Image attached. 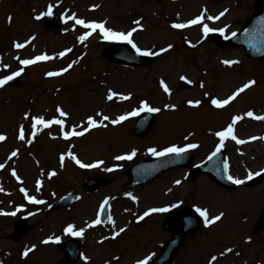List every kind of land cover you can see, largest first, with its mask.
<instances>
[{
    "label": "rangeland",
    "instance_id": "374dc122",
    "mask_svg": "<svg viewBox=\"0 0 264 264\" xmlns=\"http://www.w3.org/2000/svg\"><path fill=\"white\" fill-rule=\"evenodd\" d=\"M257 1L0 0V79L23 69L19 87L0 89V135L7 137L0 142V164L5 165L0 170V187L3 188L0 212H10L20 206L17 218L0 219V245H8L7 251L20 249L25 243L41 246L42 241L53 237L52 234L66 240L69 236L65 235L64 229L72 224L76 230L86 229L80 237L83 252L94 258L87 264L104 263L116 253L120 257L125 254V260L132 264L149 256L153 258L172 235L163 228L167 212L153 213L137 222L138 217L152 208L172 209L175 208L173 205H178L193 210L197 207L207 209L210 217L224 215L211 227H206L203 222L199 232L187 239L174 264H210L213 256L217 257L214 264H264V231H254L264 206V180L254 188L226 190L207 176L192 177L190 167L165 173L131 191L125 190L129 181L125 171L134 163L151 157L148 151L151 147L162 151L173 145L185 147L196 143L199 147L192 149L196 153V166L204 163L216 150L220 140L215 133L226 130L229 120L236 116L251 120L246 116L249 111L264 116V61L253 62L242 49L220 50L210 35L204 36L202 25L185 29L171 27L173 23H186L207 9L204 23L217 32L225 29L224 35L229 37L245 25ZM49 5L63 25L62 32L57 35L45 29L46 16L42 14ZM220 13L225 14L219 20L206 18ZM36 16L42 18L37 20ZM72 16L85 22L105 23L107 28L118 32L127 33L137 28L132 39L142 50L156 53L169 45L171 48L153 55L155 60L144 68L116 65L103 54L117 41L105 40L97 30L81 42L79 37L91 29H85L71 19L65 23V19ZM136 20L141 21L140 26L134 23ZM16 43L26 46L17 49ZM60 53L66 54L60 56ZM40 55L53 59L34 66L22 65L16 59ZM225 60L239 63L228 66L222 63ZM65 68L69 71L61 76L47 75ZM182 76L192 81L190 89L180 88ZM161 80L169 86L170 96L161 88ZM250 80H255L256 84L225 109L217 110L211 105L212 98L226 99ZM110 90L118 94L112 101L107 100ZM121 95H130L131 99L121 100ZM144 101L161 111L153 130L141 141L132 134L137 116L129 114L139 109ZM189 101H200L201 104L193 108ZM58 108L68 114L66 119L59 116ZM97 113L110 120L122 115H129V118L120 124L104 121L107 127L92 129L83 138L70 142L62 140L58 125L38 129L35 138L32 136L33 117L65 119V129L70 131L73 127L84 130L89 117L100 119ZM26 114L29 119L24 118ZM257 122L254 126L248 122L239 123L237 136L248 140L263 132L264 123ZM21 126L25 132L24 141L18 138ZM223 148L232 177L246 181L249 172L255 174L264 170L262 140L243 148L227 139ZM133 150L137 154L132 160H125L127 163L115 160L116 156L130 154ZM13 151L18 155L9 159ZM69 152L83 163L101 160L104 163L95 171L82 172L75 169V162L68 158ZM61 155L65 156L63 166ZM108 168L116 170L109 172L106 171ZM13 170L19 180L12 176ZM52 171L57 175L49 178ZM90 177L106 178L110 183L97 192L83 194L84 181ZM178 180L181 181L179 185L176 184ZM21 188L28 191V196L46 203L28 206ZM73 191L82 194V200L72 208L52 212L55 201ZM129 194L137 198L136 202H132ZM106 199L111 200L115 226L110 223L88 228V224L98 218V209ZM22 216L28 217V223L36 232L26 236L18 246L7 238L13 232V223ZM121 228L125 231L112 239ZM105 237L106 242L101 243ZM249 238L251 242H248ZM228 248L233 252L228 253ZM57 256L59 258L60 252L50 244L35 251L30 262L52 264L50 261ZM18 261L15 257L14 264ZM117 264L123 262L119 259Z\"/></svg>",
    "mask_w": 264,
    "mask_h": 264
},
{
    "label": "snow or ice",
    "instance_id": "6c2138e0",
    "mask_svg": "<svg viewBox=\"0 0 264 264\" xmlns=\"http://www.w3.org/2000/svg\"><path fill=\"white\" fill-rule=\"evenodd\" d=\"M206 13H207V9H204L200 16H198V17H196V18H194V19H192V20H190V21H188L186 23H173L171 25V27L173 29H185V28H189V27H192V26H196V25H202L203 34H204L205 37H207L210 33H212L215 30L204 23ZM52 14H53V9H52V6L49 5L48 10L45 13H43L42 15L43 16H51ZM224 14L225 13H220L216 17H213L211 15H207L206 18L208 20H219L221 18V16H223ZM35 18L37 20H39L42 17L41 16H36ZM69 19L74 20L77 25H81L85 29H91L90 32H87L85 35H82V36L79 37V40L81 42L87 40L88 37L93 32H95L96 30H99V32L102 34V36H103V38L105 40L125 42V43L131 45L132 48L135 49L137 55H140V56L160 55L161 52H167L171 48V45H169L168 48H164V49L161 50V52H156V53H154V52H152L150 50H142V49H140L134 43V41L132 39L133 33L137 31V28H133L131 31H129L127 33H124V32H118V31H114V30H112L110 28H107L105 26V23L85 22L82 19H77L75 16L67 17L65 19V23H67ZM9 23H11V17H9ZM134 23L136 25H138V26L141 25V21L140 20H136V21H134ZM140 30H142V27L140 28ZM219 32H220V34L222 36H224L225 39H229L230 38V37L224 35L225 29H220ZM231 35H232V37H235L236 33L233 32ZM32 39L34 40L35 37L33 36ZM30 42L31 41H29V43ZM25 46L26 45L22 44V43H16L15 44V47L17 49H22ZM191 46L195 47V45H191ZM68 51H71V49H69ZM65 54L66 53H60L59 55L63 56ZM16 59L19 60L20 64L25 65V66H29V65H33V64H36L38 62H41V61L51 60V59H53V57L48 56V55H40V56H36L34 59L20 60L19 57H17ZM222 63H224L225 65L231 66V65L238 64L239 61H237V60H225V61H222ZM70 67H71V65H69V68ZM69 68H65V69H63L62 71H59V72H55V71L48 72L47 75L49 77L61 76L64 73L68 72ZM22 72H23V69H20L19 71H16V72H14V73H12L10 75H6L2 79H0V89L4 88L10 81H12V80L16 79L17 77L21 76ZM180 79L186 81L189 84L192 83V81L188 80L187 77L182 76ZM255 84H256L255 80H250L249 82L245 83L242 87L238 88L227 99L212 98L210 100V103H211L212 106H214L217 109H223L227 105H229L232 101L236 100V98L239 97L242 93H244L247 89L253 87ZM160 85H161V88L163 89V91L170 96L171 95V91H170L169 86L167 85V83H165L163 80H161L160 81ZM200 87L201 88L204 87L203 83H201ZM117 95L118 94L116 92L110 90L108 92V94H107V100L112 101L114 99V97H116ZM205 95H207V94H205ZM119 98L121 100H129V99H131V96L130 95H121V96H119ZM188 103L193 108H198L200 106V104H201L200 101H195V102L189 101ZM159 111H161V109L151 107L148 104L147 101H144V102H142L141 107L139 109L134 110L129 115L130 116H138V115H140L141 112L156 113V112H159ZM57 112L59 113L60 117H63L65 119L67 118L68 114L63 109L58 108ZM129 115H122V116L118 117L115 120H110V118L108 116L103 115L102 113H97L96 116L99 117L100 119L98 120V119H96L94 117H89L87 119V121H86V125L87 126L84 127V130H82V131H77L75 127H73L70 131H63L65 129V127H66L65 119L45 120L43 117H33L32 118L31 127H32V129L34 131L32 132V136H33V138H35V136L37 134L36 130H38V129L42 130V129L50 128L52 125H58L60 127V129L63 131V139L70 140L72 137H82V136H84L86 134L87 131H90L92 129L101 128V127H107V124H105L104 121H108L111 124H120L123 121L127 120L129 118ZM246 116L249 117V118H252L254 120L264 121V116L255 115L252 111L247 112ZM24 118L25 119H29V115L26 114ZM242 119H244V116H236L232 120L231 124L227 127L226 130L215 133V135H217L219 137L220 144L218 145L216 150L212 153V155L209 156L210 160L221 151V149L224 147L225 140H227L229 138L234 140L237 144L246 143L245 140L238 139L237 136L235 135V126H236L237 122H239ZM18 138L21 141L25 140V132H24L23 126L20 127ZM6 139H7L6 136L0 135V142L5 141ZM186 139H187V137H186ZM252 139H256V138L254 137ZM260 139H264V137H261ZM29 143H31V141H29ZM198 147H199V145L196 144V143H189L185 147H179V146L173 145V146H170V147H167V148L163 149L162 151H158L155 147H153V148L148 149V151H149V153L152 156H156V157H164V156H168V155H171V154H175V155L179 156V155H181V154H183V153H185V152H187V151H189L191 149H196ZM136 154H137L136 151L133 150L130 154L116 156L115 160H117V161H125V160L130 161L136 156ZM17 155H18V153L16 151H13L11 153V156L9 157V159H11L12 157H15ZM68 158L73 160L82 169L98 168L104 163V161L101 160V161H98L96 163L86 164V163L81 162V160L77 156L73 155L71 152L68 153ZM64 161H65V156L61 155V157H60L61 166H63ZM4 167H5L4 164H0V170H2ZM223 167H224V170L227 172L228 167H229L228 164L225 163ZM114 170H116V169H114V168L106 169V171H109V172L114 171ZM11 174H12V176L16 177L17 180L20 179L17 176L15 170H13ZM261 174H262L261 172H256L255 174L249 172L247 179L251 180V179H253V175L260 176ZM56 175H57V173L55 171H52L49 174V178L54 177ZM227 178L234 185H243L246 182L245 180L234 178L231 175H228ZM180 183H181V181H179V180L176 181L177 185H179ZM38 190H39V185H38ZM0 191H3L2 187H0ZM20 191L25 193V196L28 199V202L30 204L40 205V204H45L46 203V201H44V200H40V199H36L35 197L28 196L27 192L23 188H21ZM129 196L133 200L137 199L136 197L131 196V194H129ZM107 204H108V200L106 199L104 201V203L100 207V210H99L100 211V215H103V213L105 211V205H107ZM177 206L178 205H173V207H177ZM19 210L20 209H18V211ZM170 210L171 209L169 207L152 208L149 211H146L143 215L139 216L137 222L144 220L145 217L150 216L153 213H166V212H169ZM195 211L199 214L200 217L203 218V222H204V225L206 227H211L212 225L216 224L217 222H219L223 218V215H224L223 213H220L219 215H216L214 217H210L208 210L207 209H202L200 207H197L195 209ZM0 215H12V216H15L16 212H11V213L0 212ZM108 220H109L110 223L113 224V226H115V221L113 220L111 215L108 216ZM101 223H102V221H101V219L98 216V218L96 220H94L92 223L88 224V228L96 227V226L100 225ZM85 231H86V229H84V228L76 230V226L72 225V224H69L64 229L65 235L81 237V238L83 237ZM124 231H125V229H123V228L119 229V231H116L115 234L111 238L112 239H116ZM105 239H107V237H105ZM60 242L61 241H60L59 237H49L48 239H45L44 241H42V243H44V244H49V243L59 244ZM102 242L103 241H101V243ZM248 242H251L250 238H249ZM32 251H34V246L32 248L26 249L24 251V253H23V256L27 257L29 255V253L32 252ZM227 252L231 253V252H233V249L232 248H228ZM238 254L239 253H237V255ZM151 258L152 257L149 256L146 259L139 260L137 262V264H148V262H149V260H151ZM83 259L85 260V264H87L88 257L85 256V257H83ZM115 259H119V258L116 257ZM216 260H217V257L213 256L211 258L210 264H214V262Z\"/></svg>",
    "mask_w": 264,
    "mask_h": 264
},
{
    "label": "water",
    "instance_id": "95a60500",
    "mask_svg": "<svg viewBox=\"0 0 264 264\" xmlns=\"http://www.w3.org/2000/svg\"><path fill=\"white\" fill-rule=\"evenodd\" d=\"M47 28L50 31L58 32L59 26L55 23V20L50 18L47 23ZM215 43L221 48L234 47L244 48L247 55L250 58L261 60L264 59V0H260L257 3V8L252 15L251 19L245 26L244 30L238 34L234 39L222 40L219 37L214 36ZM105 56L112 62L127 64L133 66H145L152 61L151 58L139 57L125 44L115 45L110 47ZM155 115L148 116L139 122L138 127L135 129L134 134L143 138L146 136L155 123ZM193 159V153H188L174 158H162L155 161H146L140 166L132 169L128 172L130 176V184L128 189L135 187L136 185L146 183L156 178L161 173L178 166L188 167L191 165ZM174 160V161H173ZM224 162L221 154L214 156L207 165L198 168L193 174L197 177L202 174H207L213 181L219 183L225 188H232L225 182V170ZM142 175V177H141ZM141 177V178H140ZM140 178V180H139ZM259 181H255L252 185L257 184ZM106 181L95 180L86 183V191L99 189L101 186L106 185ZM79 197L77 195H71L66 198L61 204L57 206V210L72 204L77 201ZM107 208L104 212L103 222L107 221ZM200 221L198 217L189 210H178L172 212L165 222V228L174 234V239L165 247L160 257L152 264H170L173 260L174 255L177 253L179 248L183 245L185 239L189 235H193L199 229ZM258 231L264 229V214L261 218V222L258 226ZM27 232L24 225L17 228V241L21 236ZM69 249L66 263L70 264L72 253L79 255L80 245L73 241L69 244Z\"/></svg>",
    "mask_w": 264,
    "mask_h": 264
},
{
    "label": "flooded vegetation",
    "instance_id": "af4514ba",
    "mask_svg": "<svg viewBox=\"0 0 264 264\" xmlns=\"http://www.w3.org/2000/svg\"><path fill=\"white\" fill-rule=\"evenodd\" d=\"M15 257L17 256H11L10 259H7L4 263L6 264H14L15 263ZM14 259V260H13ZM28 261L30 262V259H28ZM52 264H55L57 262V259L55 258L54 261H50ZM33 264H38V263H33ZM48 264V263H47Z\"/></svg>",
    "mask_w": 264,
    "mask_h": 264
},
{
    "label": "bare ground",
    "instance_id": "6f19581e",
    "mask_svg": "<svg viewBox=\"0 0 264 264\" xmlns=\"http://www.w3.org/2000/svg\"><path fill=\"white\" fill-rule=\"evenodd\" d=\"M227 81H228V80H227ZM219 205H221V203H220V202H219ZM217 208H218V209H220V206H217ZM2 246H4V245H2Z\"/></svg>",
    "mask_w": 264,
    "mask_h": 264
}]
</instances>
